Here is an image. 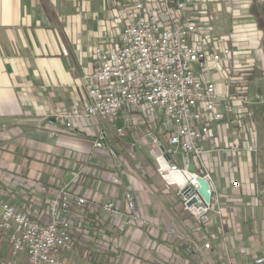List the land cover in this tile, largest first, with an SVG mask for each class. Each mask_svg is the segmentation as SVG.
<instances>
[{
    "label": "built area",
    "instance_id": "1",
    "mask_svg": "<svg viewBox=\"0 0 264 264\" xmlns=\"http://www.w3.org/2000/svg\"><path fill=\"white\" fill-rule=\"evenodd\" d=\"M214 19L215 15L182 0H133L119 7L110 20L117 44L92 50L91 68L81 79L85 96L52 116L68 135L82 121H91L96 128L92 150L112 161L118 152L106 147L107 127H114L117 141L131 137L132 150L146 143L154 147L150 154L155 173L164 191L175 192L176 200L172 199V224L155 233L159 248L153 264H264V257L251 256L240 243L243 231L236 216L242 204L233 196L221 201L215 194L204 158L221 151L213 126L225 118L234 117L231 124L237 126L234 136L240 141L238 126L247 104L245 97L229 95L223 68L241 69L231 61V35L222 40ZM221 79L228 83L219 91ZM238 146L232 150L239 151ZM240 146L249 153L257 149L253 141L242 140ZM175 157L179 163L173 162ZM86 174L95 173L90 174V166L79 168L69 183L55 188L35 180L9 181L11 192L19 191L27 200L34 195L47 200L43 212H30L25 204L17 207L14 196L12 202H1L0 233L6 235L10 251L3 264H76L74 244L79 237H89L90 230L82 225L87 216L95 225L102 220L110 232L140 234L144 226L156 228L152 218L141 214L132 191H125L122 204L79 195L73 183ZM104 175L106 183L121 185L116 174ZM199 178L210 186L208 203L198 193ZM191 200L196 202L189 207ZM230 238L240 243L236 253L227 244ZM100 241L109 253H118L116 239L108 236Z\"/></svg>",
    "mask_w": 264,
    "mask_h": 264
},
{
    "label": "crops",
    "instance_id": "2",
    "mask_svg": "<svg viewBox=\"0 0 264 264\" xmlns=\"http://www.w3.org/2000/svg\"><path fill=\"white\" fill-rule=\"evenodd\" d=\"M182 1L215 15L216 34L224 37L222 40L231 35V61L239 69L240 59L260 48L263 32L258 27L256 0ZM132 2L0 0V177L3 182L0 183L7 185L17 177H27L50 186L54 180L69 183L78 162L93 159L91 167L99 169L101 166L103 175L116 174L119 177L121 187L117 188L121 192L115 189L111 193L110 187L104 184L102 190H87L84 195L95 201L102 197L103 201L122 204L125 191H132L138 198L141 214L152 218L156 228L144 226L140 234H136L132 231L110 232L108 226H104L95 234L96 239L88 238L86 243L78 244L83 248L81 254L90 255L91 252L95 257L106 259L109 252L102 255L101 248L96 245L102 234L104 239L110 236L118 241L120 264H147L148 259L152 261L157 257L159 240L155 239L156 231L172 224L173 217L167 210V207L173 209L169 204L171 192L164 191L163 182L153 170L145 172L141 179L139 172L142 170L136 171L140 161L133 155L125 156V145L126 142L132 143L131 137L117 141L114 127L105 129L108 135L106 147L123 151L112 161L107 155L92 150L96 128L91 121H82L74 127L73 135H68L63 132L62 124L52 118L68 110L74 100L85 96L81 79L91 68V52L97 46L113 48L117 44L116 31L110 20L116 9ZM217 86L219 91L223 89L221 84L217 83ZM233 119L225 118L213 126L221 151L204 158L215 194L221 201L233 196L234 201L242 204L237 220L249 216L247 225L251 226L252 232L250 235L243 233L245 239L263 240L264 176L263 186L259 187L256 180L259 158L241 148V141L234 136ZM238 131L249 143L253 141L258 125L241 119ZM236 144L239 151L234 152L232 148ZM129 158L135 164L133 170L128 165ZM92 181L96 183L94 179ZM77 182L73 183V189L82 195ZM232 183H237V188H233ZM143 187H149L150 191H143ZM123 239L125 245L121 249ZM95 240V245L91 244ZM260 250L252 248L249 252L251 256L264 257ZM86 260L78 259L76 264H90L89 259Z\"/></svg>",
    "mask_w": 264,
    "mask_h": 264
},
{
    "label": "rangeland",
    "instance_id": "3",
    "mask_svg": "<svg viewBox=\"0 0 264 264\" xmlns=\"http://www.w3.org/2000/svg\"><path fill=\"white\" fill-rule=\"evenodd\" d=\"M256 9H257L258 27L260 29H262V32H263L261 42H260V45H261L260 48L258 49L257 52L253 51L251 54H247L244 58L240 59V67H241L240 69L241 70H238V71L232 70L229 67V65L224 66L223 70H224V75H227V79H229V88H228L229 95L232 98L233 97L237 98L239 96L245 97L247 100V104L244 105V107L242 109L241 119L243 121L248 119L249 122H252V123L258 125V131L253 138V142L257 148L256 152H254V154L256 156H258V158H259V165H258L259 174H257L256 180H257L259 187H262L263 186V176H264V4H263V0H256ZM217 83L221 84L223 86V88H225L228 82H227V80L221 79V80H218ZM235 128H237V126ZM240 138L242 140H244L241 135H240ZM242 140H240V141H242ZM125 149H126L125 156L133 155V157L137 158L138 162L140 161L139 169L136 168V171L137 170L138 171L139 170L144 171L143 173H141L142 171L139 172L140 176L142 175L141 179H143V176L146 175L145 172L151 171V170H153L155 172L154 160L151 157V154L149 152L151 149H154V147H151L149 144H146V145L145 144H139L136 147V150H132L130 143L126 142ZM116 150H117V148H116ZM93 151L96 152L95 150H93ZM118 153H119V155H122L123 151H119ZM141 158H142V160H140ZM127 161H128L129 167L133 170V166H135V164H133L134 162L130 158ZM92 162H93V159H89L86 161H80V162H78L79 164L76 166V169H75V170H77L79 168L84 169L87 166H90V174L95 173L94 176L86 174L82 178L81 177L77 178L78 182L77 181L76 182L79 184V186L81 188L82 196L84 195V193L87 190L92 191L93 189L96 190L97 188L99 190H102L104 184L106 186L108 185L110 187L111 193L114 192L112 190H115V189H117L116 192L120 193L121 191H119L117 187H121V185H117V184L112 185L110 183L108 184L105 181H103L102 180V175H103L102 170L103 169L100 168L101 166L99 167L100 170L95 169L94 167H91ZM173 162L179 163L180 158L175 157L173 159ZM74 171H72V172H74ZM126 171L127 170H125V172ZM104 176H106V174ZM17 178L30 181V179L27 177H17ZM93 179L96 181V183H93V181H92ZM0 181L2 182L1 177H0ZM48 181L50 182V179H48ZM40 183H42V182H40ZM61 184H62L61 182L54 180V183L52 182L51 186L50 185H47V186H49V187L53 186V188H55L56 186H54V185H61ZM8 185H9V182L7 183V185L0 183V196L2 195L1 196L2 200L0 199L1 202L6 201V200L10 201L11 200L10 196H14V199H16L18 197L22 198L21 200H23L24 204L26 205L25 207H27V210H29L30 212H33V211L43 212L45 210L47 197H41L40 195H34L33 197H30L27 200V197L21 196V193L19 195V191L17 192V191L12 190L13 195L8 193L7 192L8 189L11 191V189L8 187ZM106 186H105V188H106ZM161 186L163 188V184ZM7 187H8V189H7ZM262 188H264V187H262ZM143 191L147 192L145 189ZM89 199L91 201H93L92 198H89ZM172 199L176 200V196H175V192L171 191L169 204L173 208L174 202ZM103 200L104 199L101 197L99 202H101V203L105 202ZM1 202H0V204H1ZM10 202H12V201H10ZM167 210H168V212H170V214L173 212L168 207H167ZM163 212H165V211H163ZM165 214H167V213H165ZM241 218H242L241 221H240V219L239 220L236 219L238 227H240L241 230L243 231L242 232L243 242H240V243L244 247H247L248 249H250V251L252 248L256 249V250L261 249L259 253L264 254V239L263 240H251V241L249 239H245V236H243V235L245 233H246V235H247V233H249L248 235H250V232H252V230H251V226L247 225V219L249 218V216H247V218L246 217H241ZM91 223L92 222L89 221V217L87 216V219L85 218V221L82 225L84 226L83 227L84 230H86V229L90 230L88 232H90L91 235H89L88 238L91 240L92 239L94 240V239H96L95 234L96 235L98 234L97 232L99 231V229L103 230V227L105 225H102V220H98L96 225L91 224ZM159 228H161V227H159ZM162 228L165 229V226H162ZM210 232H211V234H214L215 229H213V228L210 229ZM92 233H94V235ZM100 236L102 237V234ZM86 241H89V240H86L84 237H79L78 241L75 242V244H74V251H75L74 261H75V263L78 259H80V260L81 259H83V260L89 259L88 262L90 264H105L106 259L102 260V258L95 257L94 253L90 252V255L85 254L86 256L81 254L83 248L79 247L78 244L79 243H86ZM233 241L234 240L232 238H230V240L227 241V244L229 245V247L233 248V251H235V249H238L240 247V243H238L237 241L236 242H233ZM94 242H96V240L92 241L91 244H94ZM120 242H121L120 245H121V249H122V247H124V245H125L124 244L125 240L123 239ZM96 245L101 248L100 251H102V255L103 254L105 255L106 253L109 252V251H106L105 253H103V251L106 249V247L104 248V244L100 243V241H99V243L96 242ZM86 250L90 251L91 249H86ZM120 251H122V250H120ZM76 252L79 253V256L76 255ZM118 255H119V251L115 256H116V260L118 262L117 264H120V259L118 260V258L120 256H118ZM120 255H123V257H124V254H120ZM8 257H9V244H8L6 235L0 233V264H3L4 262L8 261V259H9ZM156 258L157 257H155V260H156ZM152 261H150L148 259L146 262H148L147 264H153L154 259ZM121 263H123V260Z\"/></svg>",
    "mask_w": 264,
    "mask_h": 264
},
{
    "label": "water",
    "instance_id": "4",
    "mask_svg": "<svg viewBox=\"0 0 264 264\" xmlns=\"http://www.w3.org/2000/svg\"><path fill=\"white\" fill-rule=\"evenodd\" d=\"M263 4H264V0H263ZM189 171L193 172V168L190 167ZM197 182L199 185L198 193H199L200 197L203 199V201L205 203H208L210 201V194H209L210 186H209L208 182L201 179V178H199L197 180ZM195 202H196L195 200H191L190 202H188L187 206L190 207L191 205L195 204Z\"/></svg>",
    "mask_w": 264,
    "mask_h": 264
},
{
    "label": "trees",
    "instance_id": "5",
    "mask_svg": "<svg viewBox=\"0 0 264 264\" xmlns=\"http://www.w3.org/2000/svg\"><path fill=\"white\" fill-rule=\"evenodd\" d=\"M7 189H8V187H7ZM10 192V194H12L13 195V193L8 189L7 190V192ZM3 194V193H2ZM2 196V195H1ZM7 197V196H6ZM22 198H16V199H14V204L17 206V207H19V208H22L23 207V204H24V202H23V200H21ZM92 219V218H91ZM91 224H95V223H91ZM118 262H117V260H116V256L115 255H112V254H108L107 255V257H106V261H105V264H117Z\"/></svg>",
    "mask_w": 264,
    "mask_h": 264
}]
</instances>
